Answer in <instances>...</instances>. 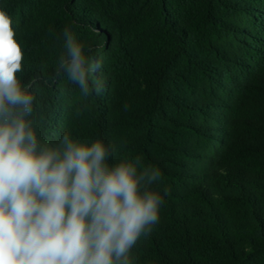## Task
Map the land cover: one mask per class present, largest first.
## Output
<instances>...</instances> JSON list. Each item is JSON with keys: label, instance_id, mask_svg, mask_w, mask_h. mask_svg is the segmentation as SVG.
Segmentation results:
<instances>
[{"label": "trees", "instance_id": "obj_1", "mask_svg": "<svg viewBox=\"0 0 264 264\" xmlns=\"http://www.w3.org/2000/svg\"><path fill=\"white\" fill-rule=\"evenodd\" d=\"M41 143L67 132L158 167L131 264H264V0H0ZM69 28L106 88L56 75Z\"/></svg>", "mask_w": 264, "mask_h": 264}, {"label": "clouds", "instance_id": "obj_2", "mask_svg": "<svg viewBox=\"0 0 264 264\" xmlns=\"http://www.w3.org/2000/svg\"><path fill=\"white\" fill-rule=\"evenodd\" d=\"M0 10V264H131L130 251L158 222L168 189L153 190L161 170L139 155L109 164L115 146L90 145L65 132L41 143L34 130L35 95L22 86L23 52ZM56 75L81 95L106 84L90 65L87 45L69 28Z\"/></svg>", "mask_w": 264, "mask_h": 264}]
</instances>
